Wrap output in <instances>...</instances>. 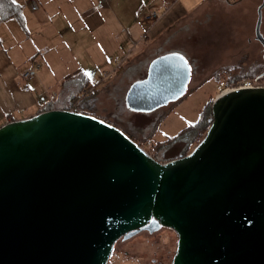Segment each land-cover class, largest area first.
Here are the masks:
<instances>
[{
	"label": "water",
	"instance_id": "water-1",
	"mask_svg": "<svg viewBox=\"0 0 264 264\" xmlns=\"http://www.w3.org/2000/svg\"><path fill=\"white\" fill-rule=\"evenodd\" d=\"M191 67L167 53L126 93L151 113ZM187 155L160 162L98 117L53 109L0 127V264H107L116 243L173 230L171 264H264V87L218 95Z\"/></svg>",
	"mask_w": 264,
	"mask_h": 264
},
{
	"label": "crops",
	"instance_id": "crops-1",
	"mask_svg": "<svg viewBox=\"0 0 264 264\" xmlns=\"http://www.w3.org/2000/svg\"><path fill=\"white\" fill-rule=\"evenodd\" d=\"M14 1L23 7L25 29L15 19L0 23V127L7 123L8 116L19 120L37 114L54 96L46 88L47 84H64L65 81L70 83V78L78 73L91 75L92 71L86 70L85 65L96 64L98 57L102 60L105 51L115 54V59L122 58L119 56L123 53L130 59L136 54L139 45L146 51L149 49L148 44L154 42L164 31L172 27L174 28L171 31L175 30L178 28L177 23L190 25L199 21L209 8L212 9V5L224 2ZM33 3H36V10L32 8ZM152 12H157L158 16L148 24L149 42L142 43L143 32L146 30L142 26L145 24L144 17ZM64 34L71 35L72 38L66 39ZM135 44L137 45L134 50ZM79 57L89 62L81 61ZM103 63L106 65L107 61ZM37 64L40 68L33 70ZM44 69L63 72L58 74L61 79L52 75L45 77ZM30 70H33L31 76L28 79L23 78L25 72ZM90 79L92 82V76Z\"/></svg>",
	"mask_w": 264,
	"mask_h": 264
},
{
	"label": "rangeland",
	"instance_id": "rangeland-1",
	"mask_svg": "<svg viewBox=\"0 0 264 264\" xmlns=\"http://www.w3.org/2000/svg\"><path fill=\"white\" fill-rule=\"evenodd\" d=\"M20 1L22 2V0ZM225 5L226 4L224 2H220L212 5V9L209 8L207 13L214 15L213 21L211 20V24L192 23V25L190 24V28L186 27V31L182 32L181 29L179 31L180 35H178L170 44H164L166 38H169L170 36L165 37L164 35H160V37H157L154 42L148 44L147 48L150 49V46L151 48H154L157 45L160 47L163 43L164 46H162V50L172 51L182 55L183 57H193L197 61V67L199 66V70L194 72L197 79L211 76L222 54V52L220 53V50L223 49V54L225 55V52H230L233 47L234 36L231 24L238 23L243 13L247 14L248 18L252 19V21L254 17V13L248 8L244 11L241 10L239 14L238 12L233 11L232 8L226 7ZM214 11L216 13H213ZM152 13L144 17L143 23L145 24L142 26L146 30L143 32L144 40H141L142 43L147 41V34L149 32L148 24L151 23L153 19L157 18L153 17ZM176 25L180 28L185 26L180 23H177ZM241 31L242 30H240V32ZM231 34L233 38H231ZM64 35L66 39L72 38L71 35ZM166 35H169V32H166ZM73 42L74 41H72V43ZM136 45L137 44L134 45V50ZM224 48L226 49L224 50ZM144 51L143 47H140L139 45L134 56L129 59L128 56H124V53L120 54L119 57H122L123 61L120 60L118 62H115L116 56L111 51H103L104 54L102 56V60L98 57L96 58V64L85 65L86 70L92 71L90 76H92V83L94 87L96 89H100V93L97 95V102L98 110L102 113V115L103 113L111 114L115 112V110L119 108V103L122 97L124 98L125 90L129 89L133 83L141 80L146 74V62L148 59L146 55H143ZM75 52L77 51L75 50ZM206 53H208V57L210 54V59H204V55ZM79 58L81 61L89 62L81 57ZM104 61H107L106 65L103 63ZM136 64L138 65L136 70L131 71L132 73L128 72V70H130L131 67L133 68ZM122 67H124L123 71ZM118 68H120V70ZM44 70L45 77L49 75L57 77L59 73H63L51 72L46 69ZM118 70L119 72H117ZM122 73L124 74L121 75ZM109 76L112 78L110 79ZM114 77L116 78L114 79ZM23 78L26 77L23 75ZM205 80L207 81H204L197 88L189 92L187 96L182 99V101L178 103L170 114L167 115V117L160 123L154 137L155 140L165 141L168 138L176 137L186 127L195 124L199 120L200 110L206 105L210 97H213L214 100L219 93H221L219 85L216 84V81L213 78L209 77ZM46 81H48L47 78ZM112 82L115 83L106 86ZM78 85L79 84L77 83H69L65 81L64 84H60V82L55 85L47 84L46 88L49 89V92H52V95H54L51 100L55 98L59 103L68 104L70 101V95L73 93V90H78ZM217 86L218 90L216 91ZM71 87H74V89L71 90ZM118 99L119 102L117 101ZM120 112L122 113V117L119 116V118H122L123 124L136 123L138 125L147 122L149 119V115L139 112H131L124 104L121 106ZM136 135L141 137L138 133H136ZM186 137L188 138V136ZM145 147L147 148V146ZM193 148H191L190 151H192ZM177 241V234L168 228H162L155 234L149 233L148 231H142L127 240H119L116 243L107 264H171L176 252Z\"/></svg>",
	"mask_w": 264,
	"mask_h": 264
},
{
	"label": "flooded vegetation",
	"instance_id": "flooded-vegetation-1",
	"mask_svg": "<svg viewBox=\"0 0 264 264\" xmlns=\"http://www.w3.org/2000/svg\"><path fill=\"white\" fill-rule=\"evenodd\" d=\"M223 1L225 2L226 7L232 8L233 11L238 13L241 12V10L244 11L247 8L250 9V11L254 13V17L252 21V19L248 18L247 14L243 13L238 23L231 24L234 36L233 47L230 52H225V55L223 54V49L220 50V53L222 52V54L219 58L218 64L216 65V68H214L213 74L209 77L215 80L213 77L215 73L230 69L251 77V80L256 84L264 85V0ZM213 13L216 12L214 11ZM213 18V14L206 13L205 16L202 17L201 23L211 24ZM240 30L242 31L240 32ZM233 36L231 34V38H233ZM225 49L226 48H224V50ZM207 58H211L210 54L208 57V53L204 55V59L206 60ZM186 59L191 67V78L187 87L188 94L204 81H207L205 79L209 77L197 79V76L194 74L195 71L197 72V70H199V66L197 67V61L193 57H187ZM137 67V64L133 66L134 70H136ZM108 85L111 84H107L106 86ZM217 90L218 86L216 91ZM187 94L182 99H184ZM182 99L176 102H171L167 106L161 107L151 113H143L149 115L147 122L138 125L136 123L124 124L122 130L157 161L164 163L183 157V150L187 145L186 132L183 136H180L179 134L178 136L168 138L165 141L154 139L160 123L170 114L175 106L182 101ZM136 133L141 137L136 135ZM145 146H147V148ZM161 229L162 228H160L159 231Z\"/></svg>",
	"mask_w": 264,
	"mask_h": 264
},
{
	"label": "trees",
	"instance_id": "trees-1",
	"mask_svg": "<svg viewBox=\"0 0 264 264\" xmlns=\"http://www.w3.org/2000/svg\"><path fill=\"white\" fill-rule=\"evenodd\" d=\"M11 19H15V21H17V23H19V25L23 29H25V21H24V16H23L22 5H20L19 3H17L14 0H0V23L11 20ZM199 21H194V23L200 24L201 21L200 22ZM186 27L190 28V25H185L184 27H181V28L178 27L173 31H171V30L174 27L170 28L169 30H167L168 29L167 28L166 29L167 31H164L163 33L160 34L161 36L164 35L165 37L170 36L169 38H166L164 44H170L178 35H180L179 31L181 29H182L181 30L182 32L186 31ZM166 32H169V35H166ZM160 35L158 37H160ZM164 44L162 43L160 45V47L157 45L154 48H151V46H150V49H147L144 52V55H146L148 60L146 62V74L144 75L143 78L146 77L148 66L153 59H155L158 56L167 54V53H175L172 51L162 50L161 48H162V46H164ZM0 45H1V43H0ZM185 58H187V56H185ZM144 67H145V64H144ZM123 69H124V67H122V71H123ZM131 71H134V68L131 67V69L128 70V72H131ZM117 72H119V70ZM123 74L124 73H122L121 75H123ZM213 77L215 78L217 85H219L220 82L225 81L227 86L233 85L232 83H234V82L252 79L251 77H249L247 75H244V74L239 73V72H235V71L230 70V69L224 70L221 72H217L213 75ZM115 78L116 77H114V79ZM114 79H112V80H114ZM69 81H72L73 83L79 84L78 90L77 91L73 90V93L70 95L69 103L68 104L59 103V102H57V99L53 98V100H49L47 103H45L39 109V112L53 110V109L74 110L76 112H82V113H86V114L98 117V118H100V119H102V120H104L110 124L115 125L116 127L120 128L121 130L123 129L124 124L122 123V118H119V116L122 117V113L120 112L121 106L124 104L127 107L125 98H126V93H127L128 89L125 90L124 98L122 97V99L119 103V108L111 114L103 113V115H102V113L99 112V110H98V102H97V95H98V93H100V89H96L94 87V85L91 82L90 76L86 73H78V74L72 76ZM113 83H115V82H112L110 84H113ZM70 89L72 90V89H74V87H71ZM117 101L119 102V99ZM212 104H213V97L210 98L209 101L206 103V105L202 108V110L200 112L199 120L195 124H193L189 127H186L183 131H181L180 136H183V134L185 132L188 136V138L186 137L187 138V145L183 151L184 155L189 153L191 148L195 147L203 139L207 130L209 129V127L213 121ZM127 109H128V107H127ZM131 112H133V111H131ZM14 120H17V119L13 116L7 117V122H11Z\"/></svg>",
	"mask_w": 264,
	"mask_h": 264
},
{
	"label": "built area",
	"instance_id": "built-area-1",
	"mask_svg": "<svg viewBox=\"0 0 264 264\" xmlns=\"http://www.w3.org/2000/svg\"><path fill=\"white\" fill-rule=\"evenodd\" d=\"M102 1H105V0H102ZM32 7H33V9H36L37 8L36 7V3H33ZM152 14H153V17H157L158 16L157 12H153ZM120 60L123 61V58L122 59L121 58H116L115 62H118ZM117 66H118V64H117ZM38 68H40L39 64H37L33 68V70H36ZM33 70L25 72L24 76L26 78H29L31 76ZM109 78H112V77L109 76ZM232 84L233 85H231V86H227L225 81L220 82V84H219V88L220 89L219 90H221V93H219V95L227 93V92H230V91H233V90H236V89H239V88H252V87H256V86H264L263 84H256L253 80H250V79L249 80L239 81V82H234Z\"/></svg>",
	"mask_w": 264,
	"mask_h": 264
},
{
	"label": "bare ground",
	"instance_id": "bare-ground-1",
	"mask_svg": "<svg viewBox=\"0 0 264 264\" xmlns=\"http://www.w3.org/2000/svg\"><path fill=\"white\" fill-rule=\"evenodd\" d=\"M24 14V13H23ZM26 16V15H25ZM6 20V19H5ZM1 25V24H0ZM4 25V24H3ZM251 36V35H250ZM242 46V45H241ZM264 87V86H262ZM90 93V92H89ZM85 97V96H84ZM76 110V109H75ZM104 117V116H103ZM10 119V118H9ZM12 120V119H11ZM142 142V141H141ZM145 142V141H144ZM140 143V142H139ZM152 150V149H151ZM140 237V236H139ZM124 252V251H123ZM110 263V262H109Z\"/></svg>",
	"mask_w": 264,
	"mask_h": 264
},
{
	"label": "snow or ice",
	"instance_id": "snow-or-ice-1",
	"mask_svg": "<svg viewBox=\"0 0 264 264\" xmlns=\"http://www.w3.org/2000/svg\"><path fill=\"white\" fill-rule=\"evenodd\" d=\"M90 75V74H89Z\"/></svg>",
	"mask_w": 264,
	"mask_h": 264
}]
</instances>
